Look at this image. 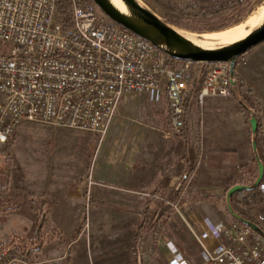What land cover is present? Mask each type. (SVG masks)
Listing matches in <instances>:
<instances>
[{
    "label": "built area",
    "instance_id": "built-area-1",
    "mask_svg": "<svg viewBox=\"0 0 264 264\" xmlns=\"http://www.w3.org/2000/svg\"><path fill=\"white\" fill-rule=\"evenodd\" d=\"M69 1L66 22L57 16V0H0V47L6 49L0 53V145L23 121L91 132L99 144L122 98L133 93L154 102L165 99L163 134L183 137L190 99L202 104L208 97L232 96L227 62L173 58L116 23L94 0ZM94 172L92 156L76 187L83 210L99 185ZM257 188L264 196V179ZM196 224L197 264H264V235L257 230L208 216ZM256 224L264 232V214ZM165 247L169 264H190L171 240ZM32 251L13 242L0 249V264L65 260L64 254L38 257Z\"/></svg>",
    "mask_w": 264,
    "mask_h": 264
},
{
    "label": "crops",
    "instance_id": "crops-1",
    "mask_svg": "<svg viewBox=\"0 0 264 264\" xmlns=\"http://www.w3.org/2000/svg\"><path fill=\"white\" fill-rule=\"evenodd\" d=\"M234 75L258 97L259 141L264 150V41L237 58ZM139 116L147 121L140 126L129 124ZM30 126L25 121L19 124L11 139L13 145L17 134L29 131ZM167 127L165 99L154 102L144 94L124 96L110 132L104 138V143L107 141L105 154L96 164L94 174L101 186L93 189L91 210L111 205L114 210L132 212L130 260L140 221L133 210L150 205L143 196L156 197L177 189L188 172L187 186L182 188V194L191 193L189 191L195 188L205 190L202 194L208 197L197 200L192 210L197 209L202 217L217 221L221 218L209 197L224 194L234 184H246L254 173L250 127L233 96L208 97L202 104L190 99L183 137L164 135ZM40 129L47 133L46 140L68 143L47 148L43 168L36 165L40 160L35 157L28 169H13L10 157L9 171H0V243L12 235L27 240L35 238L41 241L36 255L64 254L68 264H92L90 250L86 247L88 240L80 231L82 200L76 187L92 158L97 137L91 132L49 124ZM59 132L62 133L57 135ZM119 134H125V138L117 139ZM68 135L76 138L79 144L69 142ZM113 135L116 138L112 139ZM195 149L198 157L192 160L191 153ZM192 181L193 185H189ZM20 203L24 204L11 208ZM190 219L192 222L200 220L192 214ZM160 249L168 253L165 246Z\"/></svg>",
    "mask_w": 264,
    "mask_h": 264
},
{
    "label": "rangeland",
    "instance_id": "rangeland-1",
    "mask_svg": "<svg viewBox=\"0 0 264 264\" xmlns=\"http://www.w3.org/2000/svg\"><path fill=\"white\" fill-rule=\"evenodd\" d=\"M138 1H140L142 5L153 11L158 17L167 23L175 21L179 22L180 25H170L196 43L207 47L214 46L216 44L215 41L199 37L198 35L227 29L232 26L242 24L247 19L251 20L252 25H256L261 21V18L264 14V0H253L245 17L240 22L230 26H225L232 19V15L229 14L230 11H222L211 16H184L180 11V8L192 0ZM220 1L221 0H217L218 3ZM5 51L6 49L4 47H0V53ZM144 121L147 120H145L143 116H139L136 118V120H130L129 124H139L140 126V123ZM25 122L31 125L29 127L30 130L21 131L17 134L9 155L6 154V152H3L5 144L0 145L1 172L9 171L10 157L12 163L11 168L13 169H28V166L32 165V160L35 157L40 160V163L36 165L39 168H43L44 163L42 161L48 156H46L47 151H49L47 148L50 149L49 147H55L56 145H63L62 143H68L66 140H58L55 142H52V140H46L45 135H47V133H43V131L40 129L42 126H44V124L30 121ZM45 132H47V130H45ZM61 133L62 132L56 134L59 135ZM68 136L71 137L69 142L76 141L77 143L76 138L71 135ZM119 137L124 139L125 134H119L117 139ZM114 138H116V136L113 135L112 139ZM105 143L104 140H102L98 144V140H95L92 155L94 157V170L96 169L98 159L103 157L105 154ZM77 144H79V142ZM52 153H54V148ZM88 165L89 162L86 166V169ZM189 185H193V181ZM97 186H101V184L99 183ZM204 191L205 190L203 189L195 188L194 191H189L191 193L182 194L176 201H172L168 192L166 191L160 195H157L156 197L155 195L143 196L144 201L150 204L149 208L151 212L148 213V219L152 220L137 242L138 264H169V252H166L165 254L162 253V250L160 249V247L164 249L165 242L167 240H171L175 244L177 249L183 254L184 258L190 264H197L199 262L200 251L193 235V231L197 229V222L192 224L190 217L192 214V216L201 219V212H199L197 209L192 210V207L197 200L208 197L203 195ZM209 198L212 199V205L216 213L223 221L234 220V218L226 211V205L224 201L225 194L211 196ZM91 201L92 196L88 209H82L81 211L82 217L80 221V231L82 235L88 240L86 247H88L90 250L92 264H134V262L130 260L129 248L131 244V236L129 231L132 229L130 227V220L133 217L132 212L128 210H114L111 205H109V207L97 206L93 211V209L91 210ZM163 207L169 209L164 216L159 218V214ZM260 214H264V209ZM86 220L88 224L87 227L85 226ZM152 244H155L154 254L150 253ZM35 252L36 251H32V253ZM45 255L46 257L52 256L48 255V253ZM45 255L38 254L37 256L45 257ZM61 264H68L66 257Z\"/></svg>",
    "mask_w": 264,
    "mask_h": 264
},
{
    "label": "water",
    "instance_id": "water-1",
    "mask_svg": "<svg viewBox=\"0 0 264 264\" xmlns=\"http://www.w3.org/2000/svg\"><path fill=\"white\" fill-rule=\"evenodd\" d=\"M94 1L116 23L150 41L155 47L173 58L189 60L194 63L227 62L229 64L230 88H233L236 84L234 66L237 58L264 41V14L260 22L248 27V33L245 37L231 43H221L214 40L216 44L207 47L197 44L195 41L177 31L153 11L142 5L138 0H120L124 6V11L118 9L112 0ZM198 36L203 37L202 35ZM237 99L239 100V98ZM246 109L249 114L248 124L250 127L251 148L257 165V175L251 184H234L229 187L225 192V205L233 218L264 235V232L256 223L246 220L235 213L230 204V197L233 193L256 188L264 177V165L258 153L255 140L257 120L253 109L248 107ZM41 222L42 219L40 224ZM39 247L40 245L37 244V248Z\"/></svg>",
    "mask_w": 264,
    "mask_h": 264
},
{
    "label": "trees",
    "instance_id": "trees-1",
    "mask_svg": "<svg viewBox=\"0 0 264 264\" xmlns=\"http://www.w3.org/2000/svg\"><path fill=\"white\" fill-rule=\"evenodd\" d=\"M252 1L253 0H221L218 3L217 0H192L189 3L185 4L183 7H181L180 11L184 16L192 15L197 17L211 16L213 14L222 11H230L229 14L232 15V19L225 25V26H230L240 22L245 17ZM56 13L57 16L61 18L63 21L70 22L71 21L70 1L57 0ZM168 23L174 25H180V23L177 21L168 22ZM234 77L236 79V84L233 88H230L232 96L237 100V102L241 106L246 121L248 120L249 117L246 107L252 108L254 111L257 120V131H256L255 140H256L258 153L264 165V150H263V146L260 144L259 141L260 118L258 115V105H259L258 97L254 93V91L249 87H247L240 78H238L235 75ZM237 98H239V100ZM12 145H13L12 140L10 139L7 143H5L3 152H6V154L9 155V152H11ZM189 151L190 149H188V152L187 151L186 152L189 153ZM191 154H193L192 160L193 159L196 160L198 157V150L195 149ZM253 163H254V173L252 178L248 182H246V184H251L256 178L257 165L254 158H253ZM189 165L191 164H188V166ZM186 175H187L186 177H182L179 187L177 189H173L171 192L168 193L172 201H176L182 195V188L185 186L188 180V172ZM227 189L225 191H227ZM24 202H27V200H25ZM22 204L24 203L15 204L11 206V208L20 207ZM230 204L233 211L238 215H240L242 218L257 223L258 215L264 209V196L261 195L257 187L249 190H242L235 192L231 195ZM168 209L169 208L163 207L159 214V218L164 216L167 213ZM226 211L227 213H229L227 209ZM133 212L139 215L140 221L137 226V232L131 249V260L132 262H134V264H138L137 242L141 238L142 234L145 232L146 228L148 227L152 219L151 220L148 219L149 218L148 213L151 212L149 206L144 207L142 210H133ZM13 242H18L21 248H24L26 250L31 248L37 249V244L41 245V241L37 243L35 238L27 240L25 237H21L19 235H12L9 239L0 243V249L12 244ZM154 253H155V244H152L151 254ZM66 259L68 260L67 256Z\"/></svg>",
    "mask_w": 264,
    "mask_h": 264
},
{
    "label": "bare ground",
    "instance_id": "bare-ground-1",
    "mask_svg": "<svg viewBox=\"0 0 264 264\" xmlns=\"http://www.w3.org/2000/svg\"><path fill=\"white\" fill-rule=\"evenodd\" d=\"M112 2L118 9L124 11V6L120 0H112ZM250 25H252V22L251 20L247 19L242 24L235 25L230 28L219 30L216 32H209L201 35L203 36L202 38H206L209 40H215L221 43H231L245 37L248 33L247 29Z\"/></svg>",
    "mask_w": 264,
    "mask_h": 264
}]
</instances>
